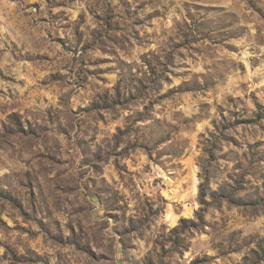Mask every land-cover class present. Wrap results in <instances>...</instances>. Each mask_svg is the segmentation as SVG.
Masks as SVG:
<instances>
[{
    "label": "rangeland",
    "instance_id": "374dc122",
    "mask_svg": "<svg viewBox=\"0 0 264 264\" xmlns=\"http://www.w3.org/2000/svg\"><path fill=\"white\" fill-rule=\"evenodd\" d=\"M0 264H264V0H0Z\"/></svg>",
    "mask_w": 264,
    "mask_h": 264
}]
</instances>
